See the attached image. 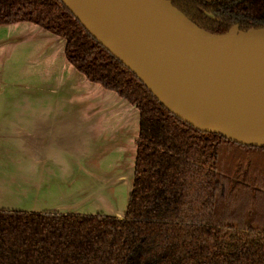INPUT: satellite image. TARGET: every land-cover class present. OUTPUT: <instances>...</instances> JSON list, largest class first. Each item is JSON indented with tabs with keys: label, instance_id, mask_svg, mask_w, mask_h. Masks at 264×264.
<instances>
[{
	"label": "trees",
	"instance_id": "16d2710c",
	"mask_svg": "<svg viewBox=\"0 0 264 264\" xmlns=\"http://www.w3.org/2000/svg\"><path fill=\"white\" fill-rule=\"evenodd\" d=\"M211 33L264 28V0H169ZM63 38L66 60L138 111L122 217L0 210V264H264V147L170 113L59 0H0V25Z\"/></svg>",
	"mask_w": 264,
	"mask_h": 264
},
{
	"label": "crops",
	"instance_id": "0c3cea01",
	"mask_svg": "<svg viewBox=\"0 0 264 264\" xmlns=\"http://www.w3.org/2000/svg\"><path fill=\"white\" fill-rule=\"evenodd\" d=\"M64 44L30 22L0 25V210L122 217L138 111L77 71Z\"/></svg>",
	"mask_w": 264,
	"mask_h": 264
},
{
	"label": "water",
	"instance_id": "95a60500",
	"mask_svg": "<svg viewBox=\"0 0 264 264\" xmlns=\"http://www.w3.org/2000/svg\"><path fill=\"white\" fill-rule=\"evenodd\" d=\"M174 116L204 132L264 147V28H199L169 0H59ZM115 217V216H114Z\"/></svg>",
	"mask_w": 264,
	"mask_h": 264
},
{
	"label": "bare ground",
	"instance_id": "6f19581e",
	"mask_svg": "<svg viewBox=\"0 0 264 264\" xmlns=\"http://www.w3.org/2000/svg\"><path fill=\"white\" fill-rule=\"evenodd\" d=\"M121 7L122 10L135 15H142L151 18L156 16L153 9L144 5L140 0H128L124 2Z\"/></svg>",
	"mask_w": 264,
	"mask_h": 264
},
{
	"label": "rangeland",
	"instance_id": "374dc122",
	"mask_svg": "<svg viewBox=\"0 0 264 264\" xmlns=\"http://www.w3.org/2000/svg\"><path fill=\"white\" fill-rule=\"evenodd\" d=\"M27 50H29V49H24V51H23V54H24V56H25V58H26V56L28 55L27 54ZM25 52V53H24ZM127 198V196H125V199ZM123 201H124V199H123ZM123 204H125V202H123V203H121V205H123ZM126 205V204H125ZM124 206V205H123Z\"/></svg>",
	"mask_w": 264,
	"mask_h": 264
},
{
	"label": "flooded vegetation",
	"instance_id": "af4514ba",
	"mask_svg": "<svg viewBox=\"0 0 264 264\" xmlns=\"http://www.w3.org/2000/svg\"><path fill=\"white\" fill-rule=\"evenodd\" d=\"M233 27V26H232Z\"/></svg>",
	"mask_w": 264,
	"mask_h": 264
}]
</instances>
